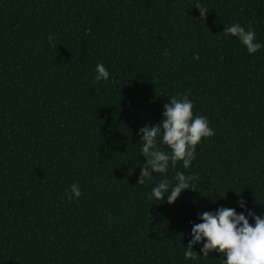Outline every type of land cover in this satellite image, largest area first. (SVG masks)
<instances>
[{
  "label": "trees",
  "instance_id": "16d2710c",
  "mask_svg": "<svg viewBox=\"0 0 264 264\" xmlns=\"http://www.w3.org/2000/svg\"><path fill=\"white\" fill-rule=\"evenodd\" d=\"M235 23L264 45V0H0V264H223L184 252L204 212L264 214V47ZM177 94L215 135L138 184L140 129ZM177 172L191 189L156 200Z\"/></svg>",
  "mask_w": 264,
  "mask_h": 264
},
{
  "label": "clouds",
  "instance_id": "9594fccd",
  "mask_svg": "<svg viewBox=\"0 0 264 264\" xmlns=\"http://www.w3.org/2000/svg\"><path fill=\"white\" fill-rule=\"evenodd\" d=\"M195 8L199 10L200 19L205 21L208 9L200 3H196ZM223 32L225 36L236 37L246 47L249 55L264 47L256 41L253 29L245 30L239 23L224 27ZM48 39L49 43L56 47L52 43L54 37L49 36ZM193 58L198 60V54ZM96 73L94 82L101 80L106 82L109 79L110 74L102 63L96 65ZM193 108V102L187 94L174 95L169 103L164 105L160 124L145 125L140 129L141 153L145 157V163L140 167L138 184H143L146 180L151 181L153 173L166 174L170 164L175 167L177 162H182L183 167L188 169L196 157L197 146L202 140L215 135L207 117L194 115ZM161 139L170 152L158 147ZM196 179L194 175L177 172L175 176L177 183L171 190L170 182L162 180L152 188V196L163 202L165 194H168L167 203L171 205L184 191L191 189L192 182ZM81 195L80 185L72 184L68 199L70 201L79 199ZM239 204L243 208L246 202L241 199ZM248 217L254 220V224L249 222ZM199 219L202 222L192 225V239L185 247L186 260L201 257L193 250V246L203 242L200 249L203 257L218 252L226 257L223 264H264V214L256 215L248 211L246 216L244 213L238 214L233 208L221 207L216 212L200 214Z\"/></svg>",
  "mask_w": 264,
  "mask_h": 264
}]
</instances>
